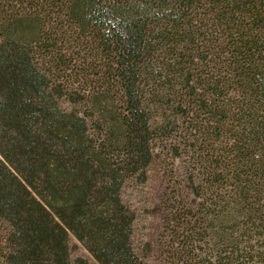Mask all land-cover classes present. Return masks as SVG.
I'll return each instance as SVG.
<instances>
[{
	"label": "trees",
	"instance_id": "obj_1",
	"mask_svg": "<svg viewBox=\"0 0 264 264\" xmlns=\"http://www.w3.org/2000/svg\"><path fill=\"white\" fill-rule=\"evenodd\" d=\"M163 130V264H264V0H0V264H146L119 189Z\"/></svg>",
	"mask_w": 264,
	"mask_h": 264
},
{
	"label": "rangeland",
	"instance_id": "obj_2",
	"mask_svg": "<svg viewBox=\"0 0 264 264\" xmlns=\"http://www.w3.org/2000/svg\"><path fill=\"white\" fill-rule=\"evenodd\" d=\"M61 82L66 86L67 95L71 94L74 101L61 97L58 99L60 106L66 110H83L82 102L78 99L84 92L85 82L74 74H70L66 81ZM86 119L87 125L91 126L88 116ZM156 133L159 139L155 141L153 156L145 167L144 180L133 175L127 178L119 189L122 203L133 214L130 233L132 249L146 264H163L167 218L171 214V207L178 206L175 202L176 195L174 199L172 197V189H177L182 178L180 160L170 157L168 144L175 145L176 140L173 131L167 133L163 130ZM164 137L166 139H163ZM164 143L167 144L166 148L161 146ZM6 229L7 224L0 219V246L3 244L2 236ZM67 247L69 264H99L71 234L68 236Z\"/></svg>",
	"mask_w": 264,
	"mask_h": 264
}]
</instances>
